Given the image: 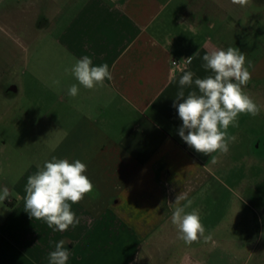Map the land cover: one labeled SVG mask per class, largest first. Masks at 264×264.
<instances>
[{
  "label": "crops",
  "instance_id": "0c3cea01",
  "mask_svg": "<svg viewBox=\"0 0 264 264\" xmlns=\"http://www.w3.org/2000/svg\"><path fill=\"white\" fill-rule=\"evenodd\" d=\"M0 34V60L9 57L2 44L31 46L32 79L29 103L0 101V125L13 110L19 137L20 112L42 147L10 183L5 143L0 148V190L12 193L0 205V264H48L61 240L71 253L67 264H263L264 249L235 229L242 231L249 201L264 212V0H0ZM228 47L252 62L245 91L261 111L242 113L238 127L229 126L236 139L228 153L204 155L179 136L173 104L182 74L211 75L201 67L203 55ZM85 55L93 66L107 63L113 78L92 90L78 85L73 98L67 89L78 81L65 69ZM11 63L0 62L2 97L23 91V72L7 84ZM192 90L198 92L193 84L185 95ZM53 156L86 163L95 185L72 205L79 225L64 232L24 211L27 178ZM216 183L227 197L214 196ZM177 196L186 197L180 206L193 201L186 211H199L211 239H177ZM218 205L226 214L216 224Z\"/></svg>",
  "mask_w": 264,
  "mask_h": 264
},
{
  "label": "clouds",
  "instance_id": "9594fccd",
  "mask_svg": "<svg viewBox=\"0 0 264 264\" xmlns=\"http://www.w3.org/2000/svg\"><path fill=\"white\" fill-rule=\"evenodd\" d=\"M249 0H232L233 4L247 5ZM196 54V53H195ZM193 57V56H192ZM192 57L187 58L191 63ZM201 65L211 75L194 78L195 73L185 71L179 79V90L173 107L176 108L182 126L178 130L182 140L196 152L209 155L213 152L226 154L235 136H228L227 129L238 127L240 114H249L253 118L261 111L259 105L245 87L252 79L254 66L247 61L246 54L236 47L212 49L202 57ZM78 81L67 89V95L76 97L79 86L92 90L104 87L105 80H112V72L107 63L93 66L92 59L85 55L65 69ZM55 83L59 84V81ZM195 85L196 90L185 95L184 89ZM182 100V102H180ZM37 171L27 178L24 196V211L31 219L44 221L54 232H64L70 227L79 225L80 219L72 210V205L80 203L88 194L94 192L95 185L86 175L87 164L79 159L69 161L53 156L45 160L43 166L36 165ZM12 193L8 187L0 190V205L10 200ZM183 196H177L171 224L176 229L177 239L185 244H192L205 235V227L201 222L199 211L187 212L193 201L180 206ZM55 248L48 255V264H67L71 255L64 247L65 241L54 242Z\"/></svg>",
  "mask_w": 264,
  "mask_h": 264
},
{
  "label": "rangeland",
  "instance_id": "374dc122",
  "mask_svg": "<svg viewBox=\"0 0 264 264\" xmlns=\"http://www.w3.org/2000/svg\"><path fill=\"white\" fill-rule=\"evenodd\" d=\"M0 37H2L1 34H0ZM2 45L3 47H6L7 52H8L7 55L9 57L11 55L10 53H13L15 55V52H17L16 61L14 59L11 61L9 57L7 60H4V59L0 60V62L5 61L6 63H8V68H9V62H12L10 65L12 66L11 73L10 75L6 77L7 84H10L11 82H13V78H15L14 75L18 74L19 72H23V74H26V75L22 76L23 79H21L22 85L24 86L23 91H21L18 94L9 92L7 97H2V94H0V101L5 102V103H19V102L29 103V101H31L32 99L31 94H30V88L32 84V79L30 75L31 73L30 72L31 70V66H30L31 46L29 44L26 45L25 46L26 50H25V48L22 47L23 45H18L10 41L7 42L6 46L4 44ZM9 49H11L13 52ZM20 57H22V63H25L22 68L18 66ZM15 62L17 63L16 65H15ZM36 86L40 87L39 84ZM41 114H42V111H40V115ZM13 115H15V112H13L12 110V113L8 114L7 116V118H9L8 119L9 122L5 125L3 123H1L0 125V148H2L5 143V148L7 150L6 167L5 168L3 167L4 170H6L5 177L7 179V183H10L12 180H16L18 177L24 174L27 171V168L29 167V165H31L34 158L36 156L38 157L36 153L42 152V149H41L42 147L40 145L41 138L34 140V139H31L33 135L29 134V126H31L30 120H27L24 115L22 117L20 112L17 114L18 117L20 116V118L23 119V121H21L23 132H21L18 137L17 136L18 134L17 135L15 134L16 123L14 121ZM18 125L19 124L17 123V128H18ZM4 164H5V161H4ZM214 192H215L214 196L216 198L217 196H223V197L228 196L226 193L224 194V189L221 186L217 185V183L214 188ZM248 206L249 208L246 209L245 214H244L246 216V219L243 222V224H241V230L243 232L240 231L239 228L235 229V232L237 234H243L244 239L246 238V240L249 243H254L258 245L259 249L260 248L264 249V212L259 211L258 206L255 205V203L253 202L251 203V201H249ZM223 214H226V212L223 213V211L219 209V205H218L217 210H215V217H214L216 224L219 222V218ZM215 237H218V236H215ZM261 254H263L264 256V252Z\"/></svg>",
  "mask_w": 264,
  "mask_h": 264
},
{
  "label": "built area",
  "instance_id": "2783aa9c",
  "mask_svg": "<svg viewBox=\"0 0 264 264\" xmlns=\"http://www.w3.org/2000/svg\"><path fill=\"white\" fill-rule=\"evenodd\" d=\"M172 64H174L173 66H178L179 64H177V62H173Z\"/></svg>",
  "mask_w": 264,
  "mask_h": 264
}]
</instances>
